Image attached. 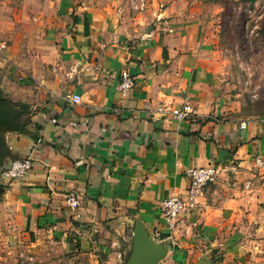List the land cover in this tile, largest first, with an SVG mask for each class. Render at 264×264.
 Instances as JSON below:
<instances>
[{
	"label": "crops",
	"instance_id": "0c3cea01",
	"mask_svg": "<svg viewBox=\"0 0 264 264\" xmlns=\"http://www.w3.org/2000/svg\"><path fill=\"white\" fill-rule=\"evenodd\" d=\"M193 18L176 0L135 16L124 0H0V99L18 111L0 127V264H128L136 227L149 264H239L251 227L264 235V114L223 98ZM26 155L23 177L1 175ZM207 165L217 179L170 230L160 202Z\"/></svg>",
	"mask_w": 264,
	"mask_h": 264
},
{
	"label": "rangeland",
	"instance_id": "374dc122",
	"mask_svg": "<svg viewBox=\"0 0 264 264\" xmlns=\"http://www.w3.org/2000/svg\"><path fill=\"white\" fill-rule=\"evenodd\" d=\"M199 23V41L216 66L221 93L234 102L236 114H264V0H176ZM132 16L155 2L159 8L173 0H124ZM235 260L264 264V235L251 227ZM244 237V234H243Z\"/></svg>",
	"mask_w": 264,
	"mask_h": 264
},
{
	"label": "built area",
	"instance_id": "2783aa9c",
	"mask_svg": "<svg viewBox=\"0 0 264 264\" xmlns=\"http://www.w3.org/2000/svg\"><path fill=\"white\" fill-rule=\"evenodd\" d=\"M6 44L0 42V51L4 49ZM135 85V78L127 71L122 70L118 84L117 91L121 96H126ZM71 103H79L80 96L72 94L70 96ZM161 110V109H160ZM173 116L177 119H186L191 110L189 107L182 109L171 110ZM246 121L240 123V128H245ZM257 166H264V157L257 156L254 159ZM33 166V158L30 155L15 158L11 160L10 164L3 168L1 175L8 179H18L23 177ZM218 168L215 165L207 166H191L186 169V176L188 178V186L184 195H174L163 199L160 202L161 216L166 226L172 230L177 226V223L184 216L190 215L198 205V198L202 194L203 188L215 182L218 176ZM64 202L71 210H76L80 206L79 196L75 191H70L64 196Z\"/></svg>",
	"mask_w": 264,
	"mask_h": 264
},
{
	"label": "water",
	"instance_id": "95a60500",
	"mask_svg": "<svg viewBox=\"0 0 264 264\" xmlns=\"http://www.w3.org/2000/svg\"><path fill=\"white\" fill-rule=\"evenodd\" d=\"M18 111L8 104L6 100L0 99V127H12ZM1 153V144H0ZM157 250L155 246L148 241L139 227L134 231L133 251L128 264H149L145 262L147 258L156 257ZM197 264H206L201 258Z\"/></svg>",
	"mask_w": 264,
	"mask_h": 264
}]
</instances>
